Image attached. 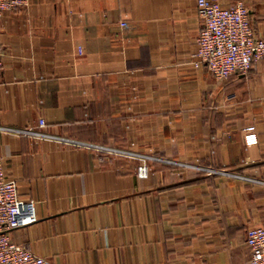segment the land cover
<instances>
[{
  "label": "crops",
  "instance_id": "1",
  "mask_svg": "<svg viewBox=\"0 0 264 264\" xmlns=\"http://www.w3.org/2000/svg\"><path fill=\"white\" fill-rule=\"evenodd\" d=\"M217 1L244 4L264 36V0ZM196 2L27 0L0 18V127L163 161L142 179L137 159L0 131L4 174L37 216L13 242L52 264H248L264 59L215 79L194 55Z\"/></svg>",
  "mask_w": 264,
  "mask_h": 264
},
{
  "label": "built area",
  "instance_id": "2",
  "mask_svg": "<svg viewBox=\"0 0 264 264\" xmlns=\"http://www.w3.org/2000/svg\"><path fill=\"white\" fill-rule=\"evenodd\" d=\"M27 0H0V18L7 12L26 6ZM196 8L200 19V30L195 39V57L217 80L245 74L255 62L264 59V36L254 33L248 8L242 3L224 7L217 0H197ZM125 22L120 26L125 27ZM2 47L0 46V71L2 70ZM39 127L45 125L38 121ZM1 132L32 136L36 139L54 140L66 145L85 147L95 152H106L117 156H128L139 160L136 169L138 178H146L148 161L162 160L139 154H130L118 148L82 144L53 136L42 131L0 127ZM244 143L256 144L255 127L244 129ZM34 203L21 201L17 196L15 182L4 174L3 158L0 154V264H52L34 255L27 247L12 241L13 231L36 222ZM245 246L250 251L248 264H264V226L246 231Z\"/></svg>",
  "mask_w": 264,
  "mask_h": 264
}]
</instances>
